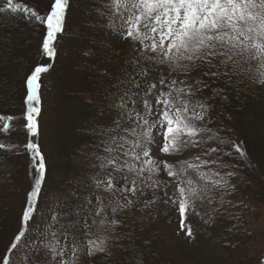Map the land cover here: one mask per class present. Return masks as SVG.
<instances>
[{
	"label": "snow or ice",
	"instance_id": "snow-or-ice-1",
	"mask_svg": "<svg viewBox=\"0 0 264 264\" xmlns=\"http://www.w3.org/2000/svg\"><path fill=\"white\" fill-rule=\"evenodd\" d=\"M47 3L48 9L40 14L23 0H6L0 13L20 14L25 23L34 20L42 25L45 31L38 46L41 55L51 59L57 54L55 44L64 29L69 0ZM102 9L96 12L106 17L108 28L132 42L133 66L139 69L109 105L116 113L111 122L94 124L85 133L90 132V143L96 144L86 160L91 171L100 170L105 179L90 176L86 187L91 191L82 201L74 191L63 198L44 193L47 165L35 138L40 131L42 74L49 65L38 62L22 81L20 114L0 115V134L17 131L26 137L22 144L0 142V152L26 154L30 178L20 202V227L0 255V264H80L82 257H111L113 247L129 253L131 264H138L132 237L127 236L125 246L115 234L123 225L119 215L144 214L162 202L178 213L181 231L192 239L193 230L186 224L190 214L212 226L218 215H225L226 206L239 210L228 213L237 221L250 207L228 199L236 193L232 180L237 172L231 161L246 159V151L209 124L212 101L228 99L212 83L224 80L226 88L232 87L233 77L246 71L245 63L264 69V0H103ZM254 83L264 86V71ZM15 121L19 128H13ZM193 150L191 159L170 163L162 158ZM7 159L0 155V162L6 164ZM205 205L204 213L198 211ZM234 229L239 231L237 224L229 231Z\"/></svg>",
	"mask_w": 264,
	"mask_h": 264
},
{
	"label": "rangeland",
	"instance_id": "rangeland-1",
	"mask_svg": "<svg viewBox=\"0 0 264 264\" xmlns=\"http://www.w3.org/2000/svg\"><path fill=\"white\" fill-rule=\"evenodd\" d=\"M5 2L6 0H0V6H3ZM23 2L32 9L38 11L40 14H43L48 9L47 0H23ZM67 16L68 20H66ZM19 17L20 14H15L14 17V14L11 12L0 13V46H3L4 50H9V54L5 57L9 62L3 63V74L1 75V84L4 87L6 95V100L2 103V107H10L8 113L4 112L0 113V115L11 114L10 112H13L14 115L20 114L22 99L25 94L24 88L22 87L25 73L38 62H43L44 59L38 45L45 29L34 20L25 23L23 20H20ZM87 17L89 16L80 12L79 4L71 3L69 0V7L66 12L64 23L65 27L70 24L69 21L72 19H80L84 22L83 24H87V22L92 23L93 21L87 20ZM108 30L109 31L106 30V32L110 33L107 35L109 43L121 41L126 44V46L129 47L126 56L130 62H133L135 53L132 50V42L122 39L120 35L111 31L109 28ZM74 34V32L69 34L68 39H74ZM83 37L87 38L89 35L84 33ZM105 41V35L100 40L91 37L86 40V47H79L73 42L67 44L61 37L58 39L55 47L57 50L56 56L59 54V65L52 64L51 66V64L47 62V64L53 69L52 72H49L47 76L45 75L42 78V91H44L46 98L43 103L44 109L48 104V90L46 84L48 85V88L56 85L65 86L64 92H72L71 95H63L64 98H66L64 99L65 103L75 101L76 105L79 107L83 106L86 99L90 98V94L100 100L96 101L97 105L109 106L115 102L120 94V91L115 88H118L123 84L122 77L125 73L124 68L119 65L102 64V61L98 57L90 59L88 58L89 55H85V53H92V51L100 52L105 50ZM113 52L116 53L115 50ZM126 67H133V64L127 65ZM243 68L246 71L241 77L249 79V83L252 84L253 89L264 97V86L254 83V79L258 78L259 72L263 69L258 68V70H256L253 67V62L251 64H243ZM50 69L49 71H51ZM90 69H96V71L91 74ZM8 72L10 75L6 77ZM113 73L114 75H110V78L101 81L103 77ZM54 76L57 78V81L53 78ZM233 79H236V76H234ZM100 81L101 83H99V87H92L94 82L97 83ZM215 83L216 82H213L212 85ZM218 88H221V86ZM60 92H62V90H60ZM215 101L216 109L213 111V115L218 114L227 118V123H224V126H222L220 134L225 139H231L240 143L246 151V159L231 161L235 165L234 170L239 176L241 173H244L248 179H253L251 182L255 185L254 188H252L250 187V184H248L244 194L240 191L241 195L247 196L244 203L248 205L251 204V210L248 208L247 212L245 211L246 214H244L239 221L227 219L223 222L225 228L228 225L232 227L233 224H237L238 228L242 229L244 234L225 236V233L228 231H224L223 229L218 230L221 216L218 215L215 224L209 226L206 225L199 216L193 213L190 214L188 218L194 220L198 224V231L196 236L192 239L185 238L177 229L178 213L161 202L154 209L150 210L149 213H146V217L144 214L136 211H133L130 214H124L129 215V220L134 230L138 229V239L142 241L144 236L149 240L145 243L143 241L139 243L141 247L140 253L136 250L140 256L138 264H232V261L235 260L236 255L238 254L243 255V258H240L243 260V264H258L257 258L260 259L264 252V177L256 172L257 161H255L254 158H251L249 154L254 156L257 160H260V158L264 156H262L259 151L258 153H254L245 145V143H243L245 137L240 135L239 128L234 124L232 100L228 98L225 101L220 99H216ZM263 102L264 99H261L260 103ZM261 110L264 111V107ZM66 118L67 116H64L61 121H65ZM12 124H14L13 128L20 127L19 121H15ZM40 124V134L35 138L40 149L43 153L45 152L47 154H50L51 151L55 152V148L52 144L54 142V129L58 125L57 112L52 114H47L45 112L42 119H40ZM210 125L213 130L218 129L214 120ZM50 126L52 128L49 132ZM250 126L251 123L247 125L248 129L246 128V131H251V133L257 136L260 140L261 136L264 135V117H261L260 123L254 128L256 134L254 133V129ZM81 134V130L75 131V135ZM5 137H7V139L3 138L0 141L10 144H22L26 141L24 134L17 131H12ZM83 137L87 138L88 135L83 134ZM258 138H256L257 140H252L255 144L260 145ZM195 151L196 150L185 152L182 156H176L174 161L185 158L191 159L195 155ZM6 157L8 158L6 163L7 168H0V177L2 178L5 175V172H8V175L6 176L8 179L7 182L12 189L15 190L10 194V196L14 198V203L11 206L12 216L5 223L8 227V232L6 233V241L3 243L4 246H2L3 244L1 245L0 255H2L4 251L6 252L10 240L20 227V202L24 190L29 185L30 179L27 172L28 157L26 154L6 155ZM81 157H83V155H80V152H77L75 157L71 156L69 164H72L74 169L78 168L77 165L81 162ZM49 166L52 170L54 168V161L50 160ZM203 171L207 170L203 169ZM60 175H62V173L59 169H55L53 173H49L48 179L50 181H56ZM192 178H196L195 173H192ZM161 179H167V177L162 176ZM235 180L237 179L235 178ZM71 187H76L78 191L83 189V187L77 183V180L71 185ZM150 195L151 193H149V196ZM93 198L95 199L94 196ZM234 198L237 200V195ZM206 209L207 205L198 208V211L204 213ZM221 218L223 219L224 217ZM117 228L118 226L115 229V234L120 237L119 244L122 245V236ZM191 228L193 232H195V227L191 226ZM212 230H216L217 240L213 239ZM93 231L95 232L98 230L94 229ZM245 232H248V235L245 234ZM99 234H103L102 231H100ZM237 237H240L241 239ZM224 238L230 239L234 243L242 242V245H238L239 248L234 251L237 245L232 247L229 244H226ZM235 240H238V242H235ZM133 246L136 249V245L133 244ZM119 249V247H113L111 257L102 256L99 264H131L130 261L127 262L120 257ZM80 264L94 263L93 260L82 257Z\"/></svg>",
	"mask_w": 264,
	"mask_h": 264
},
{
	"label": "trees",
	"instance_id": "trees-1",
	"mask_svg": "<svg viewBox=\"0 0 264 264\" xmlns=\"http://www.w3.org/2000/svg\"><path fill=\"white\" fill-rule=\"evenodd\" d=\"M71 3L79 4L80 12L82 14H85L87 17V20H92V23L87 22V24H83L80 19H72L70 20V24L66 27H64L63 32L61 33L60 37L63 38V40L68 43H76L79 47H86V40L93 37L97 40H100L105 35L106 41H105V50L103 51H92L91 54H89L90 59H94V57H98L102 64L107 65H119L124 68L125 73L123 74V84L120 85L118 88H115L118 91H122L126 85L129 78L136 72L139 71L136 67H126L127 65H132L133 62H130L126 56L127 51L129 50V47L126 46V44L122 43L121 41H118L116 43H109V40L107 38V35L110 33H107L108 30V21L106 17H101L96 12L97 8L102 9V3L103 0H70ZM69 14V12H68ZM66 18V17H65ZM68 20V16L67 19ZM74 32V39H68V35L72 34ZM84 33H87L89 37L85 38L83 37ZM8 35V34H7ZM72 36V35H71ZM85 41V42H84ZM116 51L114 53L113 51ZM9 50H4L3 46H0V113L9 112L10 107L4 108L2 107V103L6 100L5 90L4 87L1 84V75L3 63H8L9 60L5 59V57L9 54ZM24 58V57H23ZM54 65H59V54L56 56V60ZM253 67L258 70L260 68V65L253 62ZM51 68L49 72H52ZM62 70V69H61ZM91 74L96 71V69H90ZM264 71V69L262 70ZM48 72V73H49ZM10 74L9 72L6 74V77H8ZM113 74H108L107 76L103 77V80L110 78ZM153 76H156V74L153 73ZM55 80L57 81V78L54 76ZM139 79V77H137ZM93 83L92 87H99V83ZM216 83L212 85V88H218L221 86V89H223V94L226 95L229 99L232 100V109H233V120L234 124L239 128V133L245 139H243V143L251 149L254 153H261L262 156H264V135L261 136L260 140L257 136H255L251 131H246L247 125L251 123V128H255L260 123L261 117H264V111L261 109L264 107V102L260 103L261 99H264L262 95L258 92H256L255 89H253V86L251 83H249V79L245 77H237L236 79L232 80L233 86L232 87H225L224 80H217ZM143 83V81H141ZM48 104L46 108L44 109V100L45 93L42 91V86L40 89L41 92V112L38 116L39 125H40V131H41V124L40 119H42L43 114L46 112L47 114H52L57 112L58 114V125L54 129V142L52 146L55 148V152L51 151L50 154L43 153V156L45 157V162L47 165V172L46 177L43 183V190L45 194L49 197H52L54 195H58L61 198L64 197V194H66L69 191H74L76 193H79L81 201L88 196L89 191H91L89 188L86 187L88 178L90 176L95 175L98 179H105L104 174L97 170L96 172L91 171V162L86 160L87 156H90L92 152L96 151V144L90 143L92 140V135L89 132L87 135V138L83 137V134L86 133V130L91 129V127L95 125H100L102 123H110L112 117L116 115L115 112L109 111V106H102L97 105L96 101H100L97 97L90 94V98L86 99V101L91 100V103H83V106L79 107L76 105L75 101L65 103L64 96L65 95H71V91L64 92V87L62 85H56L54 87L48 88ZM62 90V92H60ZM92 90V89H91ZM64 92V93H63ZM206 95L210 94V92H205ZM251 94V95H250ZM64 95V96H63ZM216 101H212V103L215 105L213 111L216 109ZM101 110H103L102 114ZM11 114L6 115H12L13 112H10ZM14 115V114H13ZM64 116H67L65 121H61ZM60 118V119H59ZM227 118L221 116V115H213L214 123L216 122L217 128L222 129V126H224V123H227ZM102 120V121H101ZM14 123V122H12ZM14 124H12L13 126ZM209 127L211 125L209 124ZM51 126L49 129V132L51 131ZM248 129V128H247ZM81 130V135H75V131ZM39 131V134H40ZM255 133V129H254ZM248 134V135H247ZM256 134V133H255ZM7 135L0 134V140ZM260 142L259 144H255L252 139L257 140ZM248 140V141H247ZM1 142V141H0ZM99 143V141H97ZM42 151V150H41ZM77 152H80V155H83L81 157V162H79L78 168H73L72 164L70 163L71 156L75 157V154ZM0 155L6 156V155H13L12 152L3 151L0 152ZM24 155V154H23ZM251 158H254L255 161H257L256 165V172L259 173L264 177V157L260 158V160H257L254 156L249 154ZM176 156H170V157H162L163 159L168 160L170 163L175 162ZM50 160L54 161V168L51 170L49 163ZM239 161L240 159H236ZM0 168L6 169L7 166L5 163L0 162ZM72 168V169H71ZM59 169V171L62 173V175L59 176V178L56 181H50L48 179L49 173ZM8 172H5V175L1 178L0 177V248L3 243H5L8 232V227L5 225L7 220L12 216V209L11 206L14 203V198L10 196V194L15 190L12 189V187L7 182V176ZM240 180L237 181V184H235V180H233V184L236 185V194H239L240 191L245 192V190L248 187V184H250V187L254 188V184L251 182L252 180L248 179L247 176L244 175V173L240 174ZM77 180V183H79L83 189L81 191H78L76 187L72 188L71 185L74 184ZM10 188V189H9ZM244 196V195H243ZM247 198V196H244ZM254 199V198H253ZM237 200H242L244 202L243 197ZM237 200H234L236 202ZM77 203L80 201H76ZM93 203H95V199L93 198ZM251 206V204H250ZM250 208V207H249ZM251 210V208H250ZM248 210V211H250ZM239 212V210H234ZM247 212V210H245ZM243 212L242 217L246 212ZM156 212V211H155ZM131 212H125L122 215H119L117 219H120L123 221L122 226H118V231L120 235L122 236L123 243L122 245H127L128 240L127 236L130 235L132 237L133 244L136 245V250L140 253V242H146L149 241L143 236V240L141 241L138 239V229L134 230L130 220L129 215L124 214H130ZM146 213H149V211L145 212L144 215L146 217ZM227 211L225 210V215L221 216L224 217L222 223L219 222V229L223 228V222L227 219H231L229 216L226 217ZM140 214V213H138ZM137 214V215H138ZM154 214V213H153ZM148 215V214H147ZM220 217V220L222 218ZM237 221V220H234ZM63 222V221H62ZM147 222V218H146ZM139 226V225H138ZM143 226V225H142ZM140 228V227H139ZM225 228V227H224ZM231 226H227L224 231H228L225 233V236H231L235 233L243 235L244 232H242V229L238 228L239 231L237 232L235 229L233 231H229ZM247 234V232H245ZM144 235V234H143ZM241 239L240 237H237ZM11 241V240H10ZM224 242L226 244H229L233 247V245H237L234 251H236L239 247L238 245H242V242L240 243H234L230 239H225ZM235 242H238V240H235ZM4 246V244L2 245ZM7 251V250H6ZM5 254V251L3 252ZM10 257L15 260L17 257L13 255V253H7ZM119 255L120 257L129 262L128 256L129 253L119 249ZM101 257H95L93 259L94 264H99V261ZM243 258L242 254L236 255L235 260L232 261V264H243V260L240 259Z\"/></svg>",
	"mask_w": 264,
	"mask_h": 264
}]
</instances>
